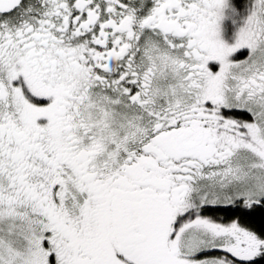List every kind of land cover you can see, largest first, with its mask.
Masks as SVG:
<instances>
[{"label": "snow or ice", "instance_id": "1", "mask_svg": "<svg viewBox=\"0 0 264 264\" xmlns=\"http://www.w3.org/2000/svg\"><path fill=\"white\" fill-rule=\"evenodd\" d=\"M0 264H264V0H0Z\"/></svg>", "mask_w": 264, "mask_h": 264}, {"label": "trees", "instance_id": "2", "mask_svg": "<svg viewBox=\"0 0 264 264\" xmlns=\"http://www.w3.org/2000/svg\"><path fill=\"white\" fill-rule=\"evenodd\" d=\"M209 215H212L218 219H223V220H227L230 218H233L235 216L239 215V212H237L235 209H231V208H218V209H212L208 212ZM260 218V214H257V216L249 218L253 221L258 222Z\"/></svg>", "mask_w": 264, "mask_h": 264}]
</instances>
